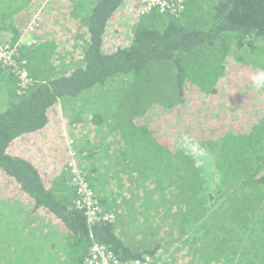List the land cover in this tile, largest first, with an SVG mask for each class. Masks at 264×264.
<instances>
[{"label": "trees", "instance_id": "trees-1", "mask_svg": "<svg viewBox=\"0 0 264 264\" xmlns=\"http://www.w3.org/2000/svg\"><path fill=\"white\" fill-rule=\"evenodd\" d=\"M67 1L82 52L59 64L56 41L20 42L19 20L42 0H0V44L20 43L17 61L32 78L21 87L14 67L0 64V196L31 201L55 225L67 242L58 264H86L93 241L121 260L264 264V105L255 108L264 84L253 79L264 77V0H186L180 13L154 10L138 16L129 42L112 51L106 29L125 0ZM93 95L103 101L90 111L88 134L76 126L85 112L65 114L77 138L96 141L73 145L71 155L59 103ZM188 101L192 111L222 103L213 115L225 114L223 123L203 142L208 170L168 130L175 125L166 114H180ZM247 106L253 110L241 113ZM153 107L164 113L151 119ZM75 166L109 219L91 225L76 205ZM42 256L41 264H56Z\"/></svg>", "mask_w": 264, "mask_h": 264}, {"label": "rangeland", "instance_id": "rangeland-1", "mask_svg": "<svg viewBox=\"0 0 264 264\" xmlns=\"http://www.w3.org/2000/svg\"><path fill=\"white\" fill-rule=\"evenodd\" d=\"M137 2L138 0H127L125 6L122 7L109 21L104 42V46L106 45L105 49L108 51L109 49L111 51L115 50L129 42V38L132 35L131 27L134 22L138 20V15L136 14ZM40 3L41 5L36 6V10L41 8L37 12L43 20L40 18L39 21H36L37 23L33 25V28H30V24L34 14L29 16V19L26 15L19 20V25L22 26L21 28L23 31L20 42L30 45L36 43L38 40L52 39L56 41L59 46V54L57 56L60 59L59 64H62L63 62L70 63V61L80 59L82 43L79 39V33L81 32V29L78 27L77 20L73 18L72 14H70L68 6L69 1L42 0ZM34 8L35 7H33V9ZM135 18L137 19L136 21ZM41 21L44 23L41 24ZM110 87L111 84L108 89ZM1 90L0 87V103L3 100ZM92 90L95 91V89ZM100 99L99 96L96 95H93L89 100H85V96L83 98L80 96H74L72 99H62L60 103L61 105H59V112L61 113L60 124L63 128L69 129V131L72 130V138L74 139L73 145H75L77 149L81 148L83 139L76 137L78 134L76 131H73L76 127L73 125L74 123L65 120V114L85 112L87 117H84L82 123H78L76 126L79 128V132L81 131L82 133H85L84 130H87L88 134L90 129V124L88 122H90V117L92 118V116H89L91 115L90 111L97 110L101 107L99 102H101V100L103 101V97L101 100ZM192 105L193 103L188 101L184 110L180 114H176L177 111L175 109H172L175 112L174 114H171L173 111L166 114L172 119L173 125H175L174 128L169 127L168 130L178 144L196 159L197 164L208 170L211 167L212 157L210 152L203 145V142L206 140L205 135L207 133L213 134L216 124L223 123L225 114H222L221 117H214L213 115L214 113H220L219 109L220 105H222L220 101H216L215 103L210 102L209 104L199 103L197 104L198 108L195 105L196 111H192ZM263 105L264 102H262L260 107L255 108H258L257 111H259L263 109ZM61 108H63V110ZM247 110L253 109L247 106L241 113L244 112L245 114ZM148 113L151 115V119H155L156 117H160L164 111L159 107H153ZM233 113V115L236 114L235 111ZM252 116L254 117L256 114L250 115L249 118ZM242 119L246 122L248 120V118L244 117L238 118V120ZM51 121L49 125L53 126L55 121L52 123ZM247 124H249V122H247ZM184 125L185 127H182ZM63 128L61 131V137L65 143L67 141V145L69 146L68 140L70 138H68V136L69 134L71 136V132L69 133L68 130L63 131ZM244 128L245 127L242 126L240 129ZM87 134H79L80 136H86L88 139V141L83 140L87 145L82 147H90L91 144L94 146L93 144L96 142L93 138L91 140V136H88ZM30 203L31 202H27L21 198H12L4 195L0 196V264H20V262L23 264L25 260L32 262L35 256L41 258L40 255L43 254L42 250L46 245L48 246L50 242L47 239V237H50V234L46 229L47 227L40 225V214L30 209ZM42 223L46 224L45 220H43ZM29 234L33 236L31 241H27V236ZM160 235L155 238H160ZM22 236L25 237V239L22 238ZM171 239L172 236L170 235L169 243L167 245L169 252L176 249L175 245H172V242L170 241ZM16 240L19 241V243L15 242ZM20 253H22V255H20ZM163 253L164 252L162 251L161 255H163ZM176 256L179 257L180 255ZM166 257L167 255L163 259H166ZM182 264H188V260L182 261Z\"/></svg>", "mask_w": 264, "mask_h": 264}, {"label": "built area", "instance_id": "built-area-1", "mask_svg": "<svg viewBox=\"0 0 264 264\" xmlns=\"http://www.w3.org/2000/svg\"><path fill=\"white\" fill-rule=\"evenodd\" d=\"M136 14L138 16L146 15L154 10L161 13L174 12L180 13L184 10L186 5V0H139L137 2ZM41 8L33 12L32 22L30 28L39 21L41 16L37 12ZM137 19H139L137 17ZM135 18V21L137 20ZM38 26V25H37ZM36 26V27H37ZM30 30V29H28ZM27 30V31H28ZM19 42L13 46H7L0 44V64L3 66H13L16 70V74L20 80L21 87H25L31 83L29 76V71L27 68L19 64L16 58V46H19ZM69 138V137H68ZM74 139L70 138L68 140L69 148H71V155L76 154V150H72ZM73 182L78 188V199L76 200V205L84 210L88 222L96 224V222H101L109 219V214L101 212L100 203L95 191L89 186L81 170L75 166L73 167ZM113 216L110 215V218ZM151 260L148 259H132V260H121V258L116 254L114 250L109 248L107 245L93 241L90 247L88 255L85 257L86 264H151Z\"/></svg>", "mask_w": 264, "mask_h": 264}, {"label": "crops", "instance_id": "crops-1", "mask_svg": "<svg viewBox=\"0 0 264 264\" xmlns=\"http://www.w3.org/2000/svg\"><path fill=\"white\" fill-rule=\"evenodd\" d=\"M127 0H125L124 4H122L117 10L116 13L125 6ZM139 1V0H138ZM137 4V3H136ZM38 5H41V3L39 2ZM137 6V5H136ZM261 69V68H260ZM262 70V69H261ZM60 104V103H59ZM61 105V104H60ZM63 110V108H61ZM86 114V113H85ZM86 116V115H85ZM57 123V119H54L51 121ZM31 202V201H30ZM44 220L43 217H39V221H40V225H42L43 227H47L46 229L48 230V233L50 234V237H47V239L50 241L48 246L42 250L44 256H42L43 259H46L47 257H49L48 261H53L54 263L58 264L61 261H63L65 259V248L67 245V242L62 238V236H60V234L58 233V231L55 228V225L53 226V224L49 221L46 222V224L42 223V221ZM44 230V229H43ZM43 232V231H42ZM22 238L25 239V237L22 236ZM33 238V236L31 234H29L27 236V241H31ZM34 240V239H33ZM20 255H22V253H20ZM41 256V255H40ZM40 257L39 256H35V258L33 259L32 262H27V260H25V262L23 264H38ZM43 262L42 259H40V264ZM21 264V262H20Z\"/></svg>", "mask_w": 264, "mask_h": 264}, {"label": "clouds", "instance_id": "clouds-1", "mask_svg": "<svg viewBox=\"0 0 264 264\" xmlns=\"http://www.w3.org/2000/svg\"><path fill=\"white\" fill-rule=\"evenodd\" d=\"M253 79L258 85L264 84V77H254Z\"/></svg>", "mask_w": 264, "mask_h": 264}, {"label": "bare ground", "instance_id": "bare-ground-1", "mask_svg": "<svg viewBox=\"0 0 264 264\" xmlns=\"http://www.w3.org/2000/svg\"><path fill=\"white\" fill-rule=\"evenodd\" d=\"M29 76H30V75H29ZM30 79H32L31 76H30Z\"/></svg>", "mask_w": 264, "mask_h": 264}]
</instances>
